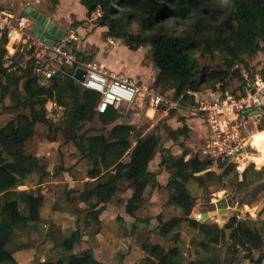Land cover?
Returning <instances> with one entry per match:
<instances>
[{"label":"trees","instance_id":"1","mask_svg":"<svg viewBox=\"0 0 264 264\" xmlns=\"http://www.w3.org/2000/svg\"><path fill=\"white\" fill-rule=\"evenodd\" d=\"M194 0H81L88 14L99 10L98 27H107V36L120 38L132 50L143 46L151 47V56L158 69L154 86L171 82L175 87V98L182 100L189 96V91L200 92L203 85L210 80L224 82L229 75L234 60L240 59L241 53L255 54L264 50V0H227L229 13L221 23L222 33L216 40V45L226 47L232 54V61L228 62L224 70L202 69L198 74L197 64L192 56L195 50L194 42L185 35L172 34L159 26V22L167 18L186 20L190 17ZM137 23L139 31L133 33L131 27ZM229 31L228 36L223 33ZM6 35L0 37V75L6 78L3 84L4 94H10L16 107H22L29 112H19L15 119L10 120L0 128V194L9 195L10 191L34 173L41 165L39 158L27 152L26 145L35 135L37 123L47 124L50 129L55 122L47 115L46 104L53 100L65 107L66 127L71 132V139L79 149L81 155L88 160L87 176L94 184L80 192L81 200L96 199L91 208V219L100 223L99 215L104 210L101 203L110 202L119 190V181L126 180L133 187V194L128 199L126 211L136 216L145 207V195L151 187L158 186L156 173L150 171L149 164L159 148V137L155 133L141 135L135 145L131 138L136 127L130 123H117L124 117L117 109L109 107L105 112L98 113L95 109L100 94L94 90L82 87L73 77V70L62 75L56 74L48 85H42L34 74L31 60L16 75L9 72L5 65L7 56ZM234 74L240 75L235 69ZM22 86L23 92L20 89ZM193 99L194 97L191 96ZM69 99L70 102L67 100ZM96 118L104 125H111L109 133L100 132L91 135L87 131L82 134L78 130L87 122ZM186 127V126H183ZM259 130H264V115L258 124ZM178 128L172 134L177 139ZM129 155L130 160L124 161ZM189 158L186 159V156ZM162 164H167L171 177L167 183L171 190L168 204L179 206L183 216L163 222L161 233L167 234L177 227L183 220L198 229V237H193V245L208 250L212 244L219 243L226 238V230L231 229L230 238L236 245L242 246L255 264H262L263 256L255 259L252 251L263 245L261 234L251 228L250 222L232 215L225 229L217 223L201 222L191 217L194 197L187 184L193 178L202 180V176L195 174L207 170L212 160L202 159L192 155L187 150L179 157L169 161L162 156ZM231 164V163H230ZM234 166V165H233ZM231 171V166L225 172ZM214 171H208L213 175ZM245 179V178H244ZM259 183V182H258ZM22 198H9L1 208L0 216V264H20L17 252L8 249L14 232L20 227H37L42 221L40 209L44 203L42 194L31 191L20 192ZM245 203V201H244ZM81 233L75 230L63 240L65 248L72 252L74 243L81 240ZM142 249L147 251L153 264H179L183 260V251L178 245L165 248L158 243H144ZM26 253V251H24ZM40 264H102L91 251L71 253L65 261L45 260ZM188 264H218L213 258L200 261L191 260Z\"/></svg>","mask_w":264,"mask_h":264},{"label":"rangeland","instance_id":"2","mask_svg":"<svg viewBox=\"0 0 264 264\" xmlns=\"http://www.w3.org/2000/svg\"><path fill=\"white\" fill-rule=\"evenodd\" d=\"M7 2L9 5L11 3V6H17L19 9L16 15L12 12L14 15L12 24L17 28L16 31H19V34L23 33L24 39L31 36L34 26V22L24 15L26 2H32L42 12L51 13L52 11H57L59 17L57 21H53L63 28V32L58 39L72 48L82 62L96 64L100 63V60L96 59L97 55H99V58L109 57L107 59L123 65L124 68H132L133 72H141L146 74V76L149 75V82L154 84L158 69L153 63L151 47L143 46L140 48L141 51L138 52L137 50L129 49L124 41V43L122 41L119 42L114 37L107 36V29L98 28L96 25L97 18L101 13L99 10L88 14L87 11L82 9L81 0H62V2L61 0H0V11L7 10V7H5L9 6L6 5L8 4ZM192 7L193 10L188 19L167 18L160 21L159 26L164 27L169 33L185 35L194 42L195 50L192 56L197 64L200 76L202 69L210 71L228 68V62L233 59L232 54H229L228 48L216 45V40L222 34L220 33L221 23L229 13L227 0H194ZM77 18H82V21H78ZM131 31L133 33L139 31L137 23L132 24ZM229 33V31H226L223 33V36H228ZM20 36L16 39L15 43L11 44H15L16 50H13L15 53H12L11 45L6 47L7 56L5 65L9 66V72H13L16 75L20 74L21 69L31 60L30 55L35 49L33 45L27 44L24 46L20 41ZM109 49L110 52H108ZM141 56H143V59L140 62ZM31 63L34 65L33 60H31ZM263 67L264 50H260L255 54L241 53L240 59L234 60L231 69H229V75L224 82L210 80L203 85L200 92L213 90L222 95L237 94L244 90L246 79L244 74L252 76ZM235 69L240 70V75L234 74ZM3 84H7V81L6 78L0 75V128L10 120L15 119L19 112H29L25 108L15 106L11 95L9 93L4 94ZM20 89L22 90L21 85ZM157 89L162 94L170 96V98H173L175 93V87L171 82L162 83ZM188 94L187 98L183 100L181 98V100L186 105H192L194 102V98H191V96L194 97L193 92L189 91ZM67 100L70 102L69 99ZM148 105V103H143L139 100L134 107H130L125 112L126 115L124 116L134 118L130 121L136 127V131L131 138L133 145L137 143V139L141 135L147 133H155L159 137L158 152L149 164V169L156 173L158 186L154 189L151 187L148 189L145 195V207L134 216L135 222L130 225L129 230L125 231L123 229L121 222L124 219L118 216L117 231H120L122 234L125 231V235L132 237V245L134 246L137 243L140 248H142V244L144 243H158L165 248L178 245L183 251V260L180 264H188L191 260L200 261L206 258H213L218 264H246L248 262L247 259L250 260V263L255 264L250 258L246 257L248 252L242 246L236 245L235 241L229 237L231 229H225V225L229 223L232 214L228 212L220 213L218 210L221 208H237L242 199L249 203L253 200H263L262 206H264V189H258L260 183L264 181V159H256V157L264 155V149H258L252 143L250 144L254 134L257 136L262 131L257 127L259 122L254 124L248 118L240 126L241 132L244 134L243 136L249 141V149L254 152V155L251 157H245V161H249V164L243 172L239 171L233 162L220 157L214 159V161L212 160L213 163L207 171L195 174L196 176H202L201 178L203 179L201 181L193 178L187 184L194 197L191 217L197 218L201 222L217 223L227 233L226 238H223L219 243L212 244L208 250H203L200 246L193 245L192 239L194 236L198 237L199 231L186 220H183L169 233H161L163 222L184 215V211L179 206L168 204L171 190L167 183L171 177V173L167 164H162L161 161L162 156H165L169 161L174 157H179L183 154L184 150H187L192 155H198L202 159H207V155L203 153V148L211 136L209 124L201 115L172 108L167 109L168 105L161 107L166 108L169 112L168 115L162 117L161 113H159L153 115L151 118L142 113L148 109ZM46 108L47 115L55 122V125L50 129L47 124L38 123L36 137L27 144L29 152L33 153L37 150L43 152V155L40 156L41 165L36 170L37 172H35L41 177H35L33 173L14 187L9 195L6 196L4 193H1L0 216L2 205L8 196L9 198H22L19 193L29 191V189L34 193V189L31 186L38 184L39 179L44 180V178L47 180H45V185L42 188L46 192H54V201L60 207L64 201H68V206H71L72 209H78L79 207L90 208L96 202L95 198L87 201L82 200L84 203L78 202V198L76 197L78 196L77 192L81 188L84 190L86 182L77 183L78 187H73L74 185L71 184L69 188V183L61 181L62 179L65 180L68 175L79 180L85 179L89 162L81 155L79 149L71 139L72 134L67 129L65 123V107L50 100L47 102ZM118 121L122 122L121 119ZM110 127L111 125L104 126L96 118L92 122L85 123L78 130V133L82 134L87 131L93 135L99 130L102 133L108 134ZM178 128H184L185 131L176 134L177 139L173 140L172 134ZM188 158L189 155L186 156V159ZM129 160V155H126L124 161L127 162ZM230 166L231 171L226 173V168ZM208 171H214L215 173L208 175ZM56 180L60 182L56 183ZM89 183V187H91L94 181H89ZM26 185L30 186V188L28 189ZM130 190H133V187L130 186L129 182L123 179L120 180L119 190L111 202L123 204L124 206L126 194ZM72 196L74 197L73 199ZM246 209L247 207L243 206L240 214L236 216L239 219H247V222L252 224L251 220L248 219ZM44 212L47 213L48 209H45ZM94 228L96 230L97 227ZM77 230L81 233L79 228ZM129 232L130 234H128ZM105 233H107V230H105ZM71 234L72 232H70L68 237ZM80 243L81 240H78L74 244H77V247H79ZM130 249L131 247L129 248V252L131 251ZM142 250L144 251V255L142 258L135 259L133 264H153V260L149 259L147 251ZM252 255L254 258L255 256L258 258L259 253L252 251ZM116 258L119 262L124 260L122 255L116 256ZM127 258L129 260L133 259L131 257Z\"/></svg>","mask_w":264,"mask_h":264},{"label":"built area","instance_id":"3","mask_svg":"<svg viewBox=\"0 0 264 264\" xmlns=\"http://www.w3.org/2000/svg\"><path fill=\"white\" fill-rule=\"evenodd\" d=\"M13 17L11 12L0 11V37L7 36L6 47L9 46L17 30L12 24ZM20 34L22 39L23 33ZM27 44L35 46L30 59L34 62V74L42 85H48L56 74L64 75L71 69L73 70L71 75L74 78L77 67L85 68L84 80L74 79L82 87L100 94L95 107L98 113L113 107L124 116L125 112L139 100L148 103L155 110L168 105L167 109L201 115L209 124L211 136L203 148L207 159L213 161L220 157L228 159L243 172L249 164V161H245V157L254 155V152L249 149V141L243 136L240 126L248 118L257 124L264 115V67L252 76L243 73L246 79L242 92L227 95L213 90L193 92V104L186 105L182 102V97L170 98L158 91L153 84L134 80L122 72H115L102 65L82 62L72 48L59 39L54 45H50L38 38H32ZM253 110L259 113L251 114Z\"/></svg>","mask_w":264,"mask_h":264},{"label":"crops","instance_id":"4","mask_svg":"<svg viewBox=\"0 0 264 264\" xmlns=\"http://www.w3.org/2000/svg\"><path fill=\"white\" fill-rule=\"evenodd\" d=\"M6 5H9V3ZM28 5L32 6L34 9L43 13L52 20L57 21L59 17L57 11H52L51 13H47L44 11L42 12V10L40 11V9L35 4H32V2H26L24 9H26ZM79 5H80V1H79ZM5 7H7V10H2V11H8L11 13L13 12L14 15L18 14L19 12L18 7L14 5L11 6V3L9 6H5ZM82 9H84V11H87L84 6L82 7ZM77 19L78 21H82V18H77ZM98 28L107 29V27H98ZM32 38H36V37H34L31 34V36L24 39L22 36V39H20V41L25 46L27 45L29 40H32ZM16 39H12L9 42V46L12 43H15ZM115 39L118 40L119 42L121 41L123 42V40L120 38H115ZM140 48L137 49L138 52L141 51ZM12 49L14 51L16 50L15 44L12 46ZM14 51L12 53H15ZM108 52H110V49L108 50ZM107 58L109 57L99 58V55H97L96 59L100 60V63L98 62L96 64L102 65L103 67L113 70L115 72H122L125 76L129 78H133L134 80L143 81L144 83H150L148 80L149 75L146 76V74L141 72H133L132 68H124L123 65H119L115 62H112L111 59H107ZM142 59L143 56L140 57L139 61L141 62ZM135 105H133L132 107H134ZM150 109L153 110V112L155 113L153 115H157L161 113L162 117H164L169 114L166 108H159L155 110L150 105H148V109H146L142 113L152 118L153 116L148 114V111ZM126 117L129 116H124L121 118V120ZM131 119L133 120L134 118L131 117ZM117 123L120 122L118 121ZM128 123L133 125V123L131 122ZM36 127H35V135L33 138L36 137ZM260 133L261 131L259 132V134ZM255 136L256 134H254V136L252 137V143H253V138ZM257 148L264 149V147H257ZM26 150H27V145H26ZM27 152L29 151L27 150ZM42 153L43 152H41L40 150L39 151L37 150L32 154L37 156L40 160V156L43 155ZM256 159L263 160L264 155H260L256 157ZM88 168H89V164L87 166V170ZM35 172L34 174L33 173L32 174L35 177H39V175H37V173ZM45 180L47 179L45 178L44 180L39 179V181L37 182L38 184L31 186V188L34 189L35 194H42L44 196V203L40 209L42 221L38 224L36 228L31 226L17 228L14 232L12 240L7 245L8 249L17 252V257L21 261L20 264H40V262L45 260H57L60 258L67 261L71 253L77 254L84 251H91L94 254L95 258L102 264H133V261L135 259H138L139 257L142 258V256L144 255V251L142 250V248H140V246L137 243H135V245L133 246L132 237L130 235L127 236L124 234V232L127 229L129 230L130 225L135 222L134 216H131L129 213H127L126 205H125L127 204L128 199L132 196L133 190H130V192L126 194V197L124 196L126 198L124 206L123 204L121 205L118 203H113L111 201L106 204L101 203L97 208H99L102 205H104L105 208L99 215L100 223H97L93 221L90 217L91 208L79 207L78 209H72L71 206H68L69 204L68 201L66 202L64 201L63 203H61V207H60V205L54 201V197H55L54 192L52 191L46 192V190L42 188L45 185ZM61 181L63 183H69V188H70L71 184L74 185L73 187H78L76 185L77 183L78 184L85 183L93 180L90 179L87 175L85 179H81V180L68 175L65 178V180L62 179ZM59 182H60L59 180H56V183ZM26 187L28 189L30 188V186L28 185H26ZM258 189H264V181L260 183ZM258 189L255 188V190L257 191ZM29 191L32 190L29 189ZM81 191H83L82 188L79 192H77L78 196L76 197L78 198L77 199L78 202L84 203L79 198V194ZM73 198L74 197L72 196V199ZM241 202H243V206H248L246 212L248 215V219H250L252 222V224H250L251 228L257 230L262 236L263 239L262 247L260 249H255L253 251L254 253H259L258 257H260L261 255L263 256L262 264H264V206H262L263 200H259V201L253 200L250 203L245 201L244 203L242 199ZM45 209H48L47 213L44 212ZM118 216H121L124 219L123 222H121V225L125 230L123 234L120 233V231L119 232L117 231ZM94 227H97L96 230H94L95 229ZM78 228L80 229L82 235L81 243L79 247H77V244L76 245L74 244L73 251L70 252L65 248V245L63 244V240L68 237L70 232H73ZM105 230H107V233H105ZM128 234H130V232ZM130 247H131L130 249L131 251L129 252ZM24 251H26V253ZM120 255L124 257V260L121 262H119L116 258V256L118 257ZM127 257H131L133 259L129 260ZM255 259H257L256 256ZM247 261L248 262L246 264H253L249 262L250 261L249 259H247ZM2 264H12V263H2Z\"/></svg>","mask_w":264,"mask_h":264},{"label":"water","instance_id":"5","mask_svg":"<svg viewBox=\"0 0 264 264\" xmlns=\"http://www.w3.org/2000/svg\"><path fill=\"white\" fill-rule=\"evenodd\" d=\"M24 15L34 22V26H33L31 34L34 37L50 45H54L55 42L58 40L59 36L63 32V28L60 27L56 22H54L52 19H50L43 13L39 12L38 10L34 9L30 5L26 7ZM85 74H86L85 68L77 67L74 72V78L82 81L84 80ZM250 113L258 114L259 112L257 110H253ZM131 120H132L131 117H126L122 119V123H128ZM242 206H243V202H240L237 208H221L218 210V212L220 213L228 212V213H231L232 215H238L240 214V210ZM213 213H216V212H213Z\"/></svg>","mask_w":264,"mask_h":264},{"label":"bare ground","instance_id":"6","mask_svg":"<svg viewBox=\"0 0 264 264\" xmlns=\"http://www.w3.org/2000/svg\"><path fill=\"white\" fill-rule=\"evenodd\" d=\"M18 32L19 31H15L14 32L15 35H14V38L13 39H16V38H18L20 36V34ZM10 48L13 51L12 46ZM148 114L151 115V116H153V114H154L153 110L150 109L148 111ZM252 144L254 146H256V147H264V130H262L259 135L255 136L253 138V143ZM246 207L248 209V206H246Z\"/></svg>","mask_w":264,"mask_h":264}]
</instances>
